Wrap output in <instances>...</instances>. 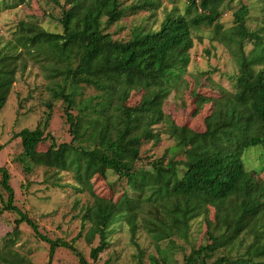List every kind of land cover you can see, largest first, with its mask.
Segmentation results:
<instances>
[{"label": "trees", "instance_id": "1", "mask_svg": "<svg viewBox=\"0 0 264 264\" xmlns=\"http://www.w3.org/2000/svg\"><path fill=\"white\" fill-rule=\"evenodd\" d=\"M25 1L9 0L5 5L16 7ZM232 1L187 0L185 13H167L158 28L144 21L133 24L129 38L120 39L109 31L112 25L142 10L155 11L160 4L65 0L58 19L60 31H50L35 19L22 20L14 45L0 51V111L18 70L26 68L29 60L44 64L51 82L44 121L15 134L23 150L14 160L23 170L30 173L35 166H44L53 170L50 177L55 175L58 181L60 172L73 173V187L79 194H94L95 176L106 179L113 172L127 180L120 199L91 194L92 201L82 206L86 232L79 236L91 245L93 261L109 247L112 225L124 219L133 240L140 228L153 238L162 264H176L172 259L176 249L182 250L184 264H264V179L244 161L251 147L264 152V23L251 28L250 8L241 4L226 28L223 15ZM203 26L212 27L211 38L233 53L238 73L233 92L197 95L200 106L210 103L205 130L197 131L179 125L165 114L163 105L188 70L194 32ZM22 51L29 60H21ZM90 87L98 94L85 97L84 90ZM135 89L143 93L130 106ZM55 100L63 101L72 135L60 144L48 132ZM162 123L174 144L152 160L150 168L137 166L148 137L161 141L156 126ZM48 140L49 146L40 150ZM0 176V217L5 211L17 214L15 236L27 223L36 237L50 245L46 264H52L59 247L71 250L81 264H91L72 242L43 234L38 222L17 205L10 170L0 166ZM80 201L76 198V204ZM212 209L214 220L209 219ZM201 217L208 226L196 245L191 227ZM96 238L99 243L94 246ZM166 240L170 244L162 247ZM11 256L0 250V262L13 261Z\"/></svg>", "mask_w": 264, "mask_h": 264}, {"label": "rangeland", "instance_id": "2", "mask_svg": "<svg viewBox=\"0 0 264 264\" xmlns=\"http://www.w3.org/2000/svg\"><path fill=\"white\" fill-rule=\"evenodd\" d=\"M9 0H0V51L8 50L16 40L19 23L22 20L35 19L50 31H60L59 16L61 6L65 0H26L16 7H6ZM132 1V0H130ZM143 1V0H141ZM160 4L155 11L142 10L137 14L123 18L109 29L115 38L126 39L130 36L133 24L142 21L147 25L158 28L171 11L185 13L187 0H153ZM6 2V3H5ZM241 4L250 8L248 16L251 28L264 23V0H233L224 11L223 22L226 26L233 23V12ZM153 14V15H151ZM212 27L203 26L194 32V47L191 50V63L188 70L181 77L163 108L166 115L175 119L179 125H187L197 131L205 130V117L210 110V103L200 106L197 95L220 96L223 92H233L236 87L238 64L230 49L224 44L213 40ZM21 60H29L25 51L21 52ZM48 64V63H47ZM46 65V64H45ZM51 84L47 77L44 64L29 60L26 68H20L17 78L5 107L0 111V166L7 167L11 172V184L15 189L16 203L28 212L30 217L38 222L40 230L49 237L63 238L72 242L84 254L91 264H162L161 254L153 238L140 228L136 237L126 221L115 222L109 234V247L100 254L98 261H93L90 255L91 245L83 234L81 212L82 206L92 199L95 194L105 198L118 200L128 187L127 180L113 172L105 179L95 176L92 180V192L79 194L73 187L75 182L73 173L60 172L51 178L53 170L44 166H35L28 173L23 170L20 162L14 159L22 150L20 138L15 134L23 128L35 129L44 121L48 111L46 101L51 99L48 86ZM141 89H135L128 101L130 106L136 105L142 95ZM98 94L95 88H85L84 96ZM52 119L48 132L54 136L58 144L69 142L72 135L69 124L65 120L64 104L62 100L54 101ZM201 107V108H200ZM77 114V110H73ZM156 130L162 132V139L155 143L153 136L148 137L142 147V158L137 166L151 167V162L164 154L166 149L174 144V139L163 130L165 125L159 124ZM51 141L42 143L40 150L46 149ZM244 161L249 170H256L264 179V152L260 147H251L244 154ZM1 179V176H0ZM0 191L1 185H0ZM93 194L94 196H92ZM76 198L81 201L76 204ZM92 201V200H91ZM2 204L0 202V208ZM17 214L5 211L0 217V250L11 253L13 261L2 260L0 264H46L49 259L50 245L36 237L33 229L27 223H22L20 233L13 234ZM210 220H214V209L210 211ZM208 223L204 218H197L191 227L192 241L199 245L204 237ZM99 238L94 241V246ZM181 244V241H178ZM168 240L161 243L168 246ZM190 251V248H187ZM246 244L240 247L245 251ZM234 250V256H237ZM242 253V252H241ZM221 255V254H220ZM183 252L176 249L172 259L176 264H184ZM215 259V258H214ZM52 264H81L77 256L68 248L59 247L54 255Z\"/></svg>", "mask_w": 264, "mask_h": 264}]
</instances>
